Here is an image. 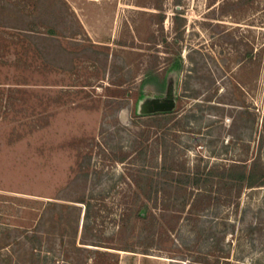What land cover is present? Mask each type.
<instances>
[{
	"label": "rangeland",
	"instance_id": "obj_1",
	"mask_svg": "<svg viewBox=\"0 0 264 264\" xmlns=\"http://www.w3.org/2000/svg\"><path fill=\"white\" fill-rule=\"evenodd\" d=\"M157 101L174 122L137 127ZM263 139L264 0H0V264H264V187L125 222L143 150L204 175Z\"/></svg>",
	"mask_w": 264,
	"mask_h": 264
},
{
	"label": "trees",
	"instance_id": "obj_2",
	"mask_svg": "<svg viewBox=\"0 0 264 264\" xmlns=\"http://www.w3.org/2000/svg\"><path fill=\"white\" fill-rule=\"evenodd\" d=\"M176 13L175 21L178 25L177 27L181 28L185 23V19L179 16L180 11H176ZM180 37L183 38L181 35ZM165 99L173 100L170 95L165 97ZM175 112L174 110L152 111L151 115L146 117V121L143 123L138 121L135 125L149 130L152 128L164 130L176 119ZM263 144L264 139L261 140V145ZM147 155L148 148L140 153L142 168H140L136 175H133L134 186L133 184L130 186L133 192L131 195L133 201L127 205L128 210L125 222L133 233H138L139 231L141 234V232L156 229L155 226H161L159 223L156 224L158 218L154 213V208L156 209L158 206L157 203L160 194L166 190L167 192L165 193L167 195H170L171 190L182 194L185 208L193 198L195 190H203V188L208 186L209 182H214L213 180H217L218 183L224 184L225 186L228 185L230 186L229 188L238 187L239 194L243 189L264 187V161L260 155L251 164H248V160L233 159L234 162H225L226 164L224 163L221 167L214 168L204 175L199 170L196 172L179 171L176 169V165H172L171 167L164 165L165 167L162 166V169L158 172H151L147 164ZM93 209V204L88 202L87 218H92L91 212ZM125 250L137 252L131 247ZM143 253L146 255L149 254L148 248Z\"/></svg>",
	"mask_w": 264,
	"mask_h": 264
},
{
	"label": "water",
	"instance_id": "obj_3",
	"mask_svg": "<svg viewBox=\"0 0 264 264\" xmlns=\"http://www.w3.org/2000/svg\"><path fill=\"white\" fill-rule=\"evenodd\" d=\"M175 108V103L173 101H157L150 105L151 111H165L172 110Z\"/></svg>",
	"mask_w": 264,
	"mask_h": 264
}]
</instances>
